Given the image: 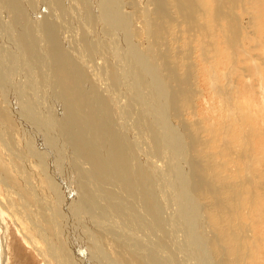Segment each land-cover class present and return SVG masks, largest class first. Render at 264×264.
I'll return each mask as SVG.
<instances>
[{
    "label": "rangeland",
    "instance_id": "374dc122",
    "mask_svg": "<svg viewBox=\"0 0 264 264\" xmlns=\"http://www.w3.org/2000/svg\"><path fill=\"white\" fill-rule=\"evenodd\" d=\"M28 1L0 0V64H5L0 67V83L5 80L7 85L2 84L6 89L0 90V109L7 111L11 117L0 118V264H44L45 261H49L48 264H139L138 260L146 264L151 258L153 264H264V25L262 29L259 17L256 16L260 1L215 0L214 11L208 14L203 3H198L201 0H195L194 6H187L185 0H163L168 12L163 16L156 14V0H119L120 8L113 6L117 0H109L107 3V0ZM112 6L117 13H114L116 11ZM179 6H187L190 11L182 14ZM33 7L51 21L48 26L41 19V24L48 28H43L37 39L32 35L37 36L35 26L38 24L32 19ZM18 12L20 15H17ZM127 13L131 14L128 16ZM110 14H114L113 19ZM188 14L195 20H186L185 17H190ZM202 19L206 28H202L205 27ZM190 20L191 23L188 22ZM216 20L218 29L215 32L218 33L207 24L215 23L216 29ZM45 31L53 33V38H57L60 43L64 69L69 73H58L60 64L52 58L56 49L53 50ZM204 31L214 35L211 37L213 40H204ZM20 33H29L27 37L30 39L25 40ZM128 36L131 42L129 45L124 40ZM142 52L152 63L154 73L159 74V78L164 81V91L158 90L151 75L135 60L134 55H143ZM18 54L19 57L16 56ZM120 57L139 67L146 79L141 81L143 85L138 83L136 70L132 66L131 71H117L116 64L123 60ZM10 58L14 59V63ZM86 58L91 59L87 61ZM140 60L144 65L143 57ZM107 69L109 77L97 73H104ZM31 74L35 75L32 76L33 80H30ZM33 77H39L38 81ZM8 78L14 82L12 86L7 83ZM102 78H105L104 82ZM112 82L119 88L120 98L110 95L109 99L106 88ZM62 83L70 84L62 86ZM12 88H16L21 97L14 98ZM22 99L30 105L33 103V111L45 122L42 124L44 132L28 124V118L17 116L12 104L24 110ZM73 101L80 113L95 123V129L100 128L101 134L106 133L109 142L117 141L119 146L125 142L128 144L126 151L131 153L141 168V173L137 171L139 175L135 176L134 172L135 181L144 190L148 188V182L151 183L157 177L161 166L166 167L171 175L168 181L162 178L174 190V198L166 200L168 231L161 232L162 235L151 245L141 240L140 236L133 238V232L128 230L125 223L113 222L104 217L102 219L92 209L91 203L97 201L95 198L105 205L112 198L108 195L109 188L108 192L105 189L107 182L106 185L101 184L96 177L99 176L97 169L89 164L87 158H83L88 155L87 150L82 154L83 149H89L87 143L95 149L98 147L92 144L95 132L90 128L84 130L76 124V113L72 111L71 104ZM164 101H167L168 107L165 106L162 111L159 105ZM105 110L110 111L109 115L113 117L111 126L114 133L104 126L107 121L103 119L107 115L104 114ZM49 130H52L50 133L53 139H50V135L43 138L42 135ZM38 134H41L43 142L39 141ZM114 145L117 147V144ZM48 146L57 150L55 154H59L58 160L54 161L52 155L48 154L49 149H52H48ZM35 152L41 153L39 155ZM41 154H46L47 158ZM65 158L69 161L68 165L64 163ZM67 167L69 171H66ZM67 172L70 175L68 178ZM203 179L209 187L203 189L201 185L202 189L196 188L198 182L205 183ZM117 180L112 183V189L119 185L121 179ZM195 184L196 187L193 186ZM182 212L187 217L183 218ZM115 216H118L117 212ZM175 218L181 219V225L177 221L174 223ZM68 224L73 229L70 237ZM190 229H193V233H188ZM93 234L99 244L92 242L93 238L96 241ZM74 238H81L82 246Z\"/></svg>",
    "mask_w": 264,
    "mask_h": 264
},
{
    "label": "bare ground",
    "instance_id": "6f19581e",
    "mask_svg": "<svg viewBox=\"0 0 264 264\" xmlns=\"http://www.w3.org/2000/svg\"><path fill=\"white\" fill-rule=\"evenodd\" d=\"M30 1V0H29ZM28 1V2H29ZM32 1V0H31ZM66 1V0H65ZM73 1H75V0H73ZM109 0H107V1H105L106 3L108 2ZM115 0H113V2H114ZM119 0H117V1H115V3L117 4H115L114 3V5L113 6H116L117 8L119 7V2H118ZM166 1V0H165ZM165 1L163 2V0H156V3L157 4H155L156 6H157V13L156 14H158V15H160V16H163V15H165V14H167L168 12L166 11V6H165ZM172 1V0H171ZM174 1V0H173ZM176 1V0H175ZM180 1V0H179ZM186 1V3L188 4L187 6H194V4H196V1L195 0H185ZM211 1H212V3H211ZM220 1H222V0H220ZM257 2H259V7H258V9L256 10V16L257 17H259V24H260V27H262V29H263V25H264V0H256ZM2 2H3V0H2ZM6 2V1H5ZM19 3H20V1H18ZM25 2V1H24ZM104 2V4H106ZM111 2V1H110ZM169 2V1H168ZM8 3V2H7ZM10 3V2H9ZM18 3V4H19ZM45 3V2H44ZM71 3V2H70ZM199 4L201 3H203V5H204V7H205V10H207V12H208V14H212L213 13V11H214V4H215V0H201V1H199L198 2ZM21 4H22V2H21ZM25 4V3H24ZM26 4H29V3H26ZM31 4H33L32 2H31ZM35 4V3H34ZM38 4V3H37ZM52 4V3H51ZM54 4H56V3H54ZM61 4V3H60ZM102 4H103V2H102ZM110 4V3H109ZM185 4V3H184ZM184 4H182V5H184ZM200 4V5H201ZM212 4V5H211ZM258 4V3H257ZM11 5V4H10ZM23 5V4H22ZM62 5V4H61ZM31 6V5H30ZM90 6H91V4H90ZM103 7H104V5H102ZM105 6H108V5H105ZM112 6V7H113ZM122 6H124V2L122 3ZM187 6H179V10L182 12V14L183 13H185L186 11H190V9L187 7ZM209 6V7H208ZM228 6H230V5H228ZM227 6V8H229ZM27 7H29L28 5H27ZM50 7V6H49ZM52 7V6H51ZM54 7V6H53ZM197 7V6H196ZM203 7V8H204ZM231 7V6H230ZM58 8V7H57ZM65 8V7H64ZM73 8V7H72ZM72 8H70V9H72ZM91 8V7H90ZM120 8V7H119ZM124 8V7H123ZM190 8H192V7H190ZM198 8V7H197ZM43 9H44V7H43ZM113 9L115 10L116 8H114L113 7ZM112 9V10H113ZM125 9V8H124ZM192 9H194V10H196L197 11V9H195V8H192ZM20 10V9H19ZM26 10H28V9H26ZM30 10V9H29ZM41 10V9H40ZM121 10V9H120ZM31 11H33V17H32V19H34L38 24L35 26L36 27V34H37V36L35 35V34H33L32 33V35L35 37V39H37V37L39 36V34L40 33H42L41 31H42V29L43 28H45V27H47V26H45V25H43V24H41V19L43 18V20L42 21H44L45 22V24L46 25H48V26H50L49 24H48V22H51V21H48L47 20V18L44 16V14H42V13H40L39 11H38V9L36 8V7H33L32 9H31ZM72 11H73V9H72ZM93 11V10H92ZM116 12H114V13H117V10H115ZM119 11V10H118ZM199 11V10H198ZM14 12V11H13ZM25 12V11H24ZM70 13H72L71 12V10L69 11ZM95 12V11H94ZM108 12V11H107ZM120 12V11H119ZM118 12V13H119ZM122 12H125V11H123V9H122ZM126 12H128V10H126ZM20 13H21V11H20ZM26 13V12H25ZM25 13H23V14H25ZM110 13V12H109ZM146 13V12H145ZM194 13V12H193ZM19 14V12L17 13V15ZM29 15V13H26V15ZM41 14H42V17L41 18H39V16H41ZM50 14V13H49ZM54 14V13H53ZM74 14V13H73ZM128 14V16L131 14V13H127ZM5 15V14H4ZM16 15V16H17ZM20 15V14H19ZM31 15V14H30ZM59 15V14H58ZM65 15H67V14H65ZM186 15V14H185ZM194 15V14H193ZM89 16V15H88ZM94 16V15H93ZM109 16V15H108ZM113 16H114V14H113ZM113 16H111V14H110V17H111V19H113L114 17ZM116 16H118V15H116ZM120 16H121V14H120ZM124 16V15H123ZM122 16V17H123ZM147 16V15H146ZM182 16V15H181ZM187 16V15H186ZM188 16H190V17H188V18H186L185 17V19L186 20H188V19H190L191 18V15L190 14H188ZM3 17V16H2ZM64 17H66V16H64ZM64 17H62V18H64ZM70 17V16H69ZM95 17V16H94ZM113 17V18H112ZM195 17V16H194ZM197 17V16H196ZM195 17V18H196ZM204 17H205V15H204ZM213 17V16H212ZM215 17V16H214ZM7 18V17H6ZM19 18H21V17H19ZM128 19H129V17H127ZM191 19H193V17L191 18ZM256 19H258V18H256ZM19 20H21V19H19ZM105 20V19H104ZM117 20H118V17H117ZM130 20H131V18H130ZM193 20H195V19H193ZM203 20V19H202ZM213 20V19H212ZM3 21H4V19H3ZM35 21H33V24H35ZM64 21V20H63ZM71 21V20H70ZM91 20H88V22H90ZM18 22V21H17ZM188 22H192L191 20L190 21H188ZM196 22V21H195ZM199 22V21H198ZM207 22H209V21H207ZM206 22V23H207ZM216 22H217V20H216ZM263 24H262V23ZM23 23V22H22ZM62 23V22H61ZM91 23V22H90ZM105 24H108V23H106V22H104ZM117 23H118V21H117ZM117 23H116V25H117ZM189 23V24H190ZM194 23V22H193ZM202 23H204V20H203V22ZM202 23H200V24H202ZM219 23H220V20H219ZM258 23V22H257ZM9 24V23H8ZM87 24V23H86ZM121 24V23H120ZM155 24V23H154ZM196 24V26H197V22L195 23ZM208 25H209V28H211L212 30H213V28H214V32H215V30H217L218 29V22L216 23L217 25H216V29H215V23H213L212 25H210V23H207ZM55 25V24H54ZM94 25V24H93ZM109 25V24H108ZM119 25V24H118ZM124 25V24H123ZM205 27H203L202 25V28H206V25H205V23L203 24ZM89 26V25H88ZM112 26V25H111ZM191 26H195V25H191ZM27 27V26H26ZM34 27V26H33ZM77 27V26H76ZM114 27H115V25H114ZM122 27V26H121ZM150 27V26H149ZM192 27V28H193ZM48 28V27H47ZM51 28V27H50ZM75 28V27H74ZM94 28V27H93ZM92 28V29H93ZM103 28V27H102ZM105 28V27H104ZM107 28V27H106ZM118 28H120V27H118ZM9 29H11L12 30V28H10L9 27ZM32 29V28H31ZM54 29V28H53ZM91 29V30H92ZM101 29V28H100ZM99 29V30H100ZM116 29V28H115ZM128 29V28H127ZM5 30V29H4ZM30 30V29H29ZM28 30V31H29ZM121 30V29H120ZM196 30H197V28H196ZM207 30V29H206ZM205 30V31H206ZM20 31V30H19ZM26 31H27V29H26ZM26 31H24L25 33H26ZM103 31V30H102ZM102 31H101V33H102ZM108 31V30H107ZM124 31V30H123ZM187 31H189V30H187ZM204 31V35H205V37L203 38L204 40H205V38H210L211 40H213L211 37L212 36H214V35H210L209 34V31H211V30H209L208 32H205ZM0 32H1V30H0ZM4 32V31H3ZM9 32H10V30H9ZM30 32H31V30H30ZM29 32V33H30ZM67 32V31H66ZM91 32V31H90ZM104 33H105V31H103ZM163 32V31H162ZM198 32H199V30H198ZM213 32V31H212ZM211 32V33H212ZM213 32V33H214ZM217 33H218V31H216ZM215 32V33H216ZM11 33V32H10ZM28 33V34H29ZM101 33H100V35H101ZM125 33V32H124ZM129 33V32H128ZM28 34H21L20 33V36H23V37H25V40L26 39H30V37H27V35ZM45 34H46V36L48 37V39H50L49 41H51V44H52V46L54 47V49L53 50H55L56 49V52H54V53H52V58H53V61H55L57 64H60V67H61V69L59 70V72L58 73H60L61 74V72H63V73H65V69H64V62H63V59H62V56H61V45H60V43L56 40V39H54L53 38V36H52V34H51V32H49V31H45ZM110 34V33H109ZM120 35H121V33H119ZM127 34V33H126ZM133 34V33H132ZM199 34V33H198ZM65 35V34H64ZM102 35H104V34H102ZM203 35V36H204ZM13 36V35H12ZM45 36V37H46ZM115 36V35H114ZM160 36V35H159ZM43 37V36H42ZM123 37V36H122ZM22 38V37H21ZM32 38V37H31ZM64 38V37H63ZM70 38V37H69ZM4 39V38H3ZM8 39V38H7ZM33 39V38H32ZM72 39V38H71ZM111 39V38H110ZM161 39V38H160ZM202 39V38H201ZM200 39V40H201ZM125 40V42L127 43V45H129V44H131V42H130V37L128 36L127 37V39H124ZM73 41V40H72ZM111 41V40H110ZM113 41H116V40H113ZM133 41H134V39H133ZM3 42V41H2ZM9 42V41H8ZM25 42V41H24ZM35 42V40H33V43ZM37 42V41H36ZM124 42V41H123ZM153 42V41H152ZM216 42V41H215ZM6 43V42H5ZM39 43V42H38ZM44 43V42H43ZM63 43V42H62ZM118 43V42H117ZM210 43V42H209ZM218 43V42H217ZM12 44V43H11ZM20 44V43H19ZM27 44H28V42H27ZM81 43H79L78 45H80ZM113 44H115V43H113ZM135 44V43H134ZM1 45V44H0ZM120 45V44H119ZM15 46V45H14ZM28 46V45H27ZM31 46V45H30ZM49 45H47V47H48ZM70 46V45H69ZM82 46V45H81ZM155 46V45H154ZM9 47V46H8ZM13 47V46H12ZM34 47V46H33ZM37 48L36 49H38V46H36ZM59 47V48H58ZM66 47V46H65ZM83 47V46H82ZM128 47V46H127ZM136 47V46H135ZM212 47V46H211ZM15 48V47H14ZM16 48H18V47H16ZM19 48H21V47H19ZM30 48V47H29ZM42 48V47H41ZM51 48V47H50ZM81 48V47H80ZM98 48V47H97ZM133 48V47H132ZM28 49V48H27ZM26 49V50H27ZM33 49H35V48H33ZM47 49V48H46ZM69 49V48H68ZM114 49V48H113ZM20 50V49H19ZM44 50V49H43ZM65 50V49H64ZM84 50V49H83ZM123 50V49H122ZM125 50V49H124ZM128 50V49H127ZM39 51V50H38ZM115 51V50H114ZM130 51H131V49H130ZM2 52V51H1ZM141 52V51H140ZM144 52V51H143ZM143 52H142V54H143ZM26 53V52H25ZM36 53V52H35ZM39 53V52H38ZM113 53V52H112ZM14 54V53H13ZM30 54V53H29ZM67 54V53H66ZM91 54V53H90ZM116 54V53H115ZM32 55V54H31ZM50 55V54H49ZM63 55V54H62ZM65 55V54H64ZM84 55V54H83ZM93 55V54H92ZM0 56H1V54H0ZM16 56H18L19 57V54L18 55H16ZM28 56V55H27ZM35 56V55H34ZM37 56V55H36ZM47 56V55H46ZM51 56V55H50ZM132 56V55H131ZM91 57V56H90ZM95 57H96V55H95ZM141 57H143V61H144V65H143V63H142V61L140 60L141 59ZM1 59H2V56L0 57ZM29 58V57H28ZM41 58V57H40ZM94 58V57H93ZM104 58H105V55H104ZM134 58H135V60L139 63L140 62V64H142V67H143V69L145 70V72H147L149 75H151V78H152V80H153V83H154V85L157 87V88H159L158 90H163L164 91V89L163 88H165V84H164V81L162 80V79H160L159 78V74L158 75H156L155 73H154V71H153V68H152V66H151V64L152 63H150V61H149V59L147 58V56H146V54L144 55H137V56H135L134 55ZM20 59V58H19ZM25 60H26V58H24ZM37 59V58H36ZM89 59V58H88ZM88 59L86 58V60L88 61ZM91 59V58H90ZM90 59H89V61H90ZM100 59H101V57H100ZM100 59H99V61H100ZM120 59H123L122 57H120ZM131 59V58H130ZM5 60H7V59H5ZM10 60H12L11 58H10ZM14 60V59H13ZM12 60V61H13ZM17 60V59H16ZM108 60V59H107ZM117 60V59H116ZM118 60H119V58H118ZM128 60V59H127ZM20 62H22V60H19ZM69 61V60H68ZM94 61V60H93ZM126 60L125 59H123L121 62H118V64H116L117 65V68H118V70L117 71H119L120 72V70L119 69H121V72H126V70L128 69V71H131V67L130 66H132L133 68H134V70H136V76H137V81H138V83H140L141 84V81L143 82V80L145 81L146 79H144V76H143V74H142V72L140 71V69H139V67H137L136 65H133L134 63H127V62H125ZM19 62V63H20ZM50 62V61H49ZM154 62V61H153ZM2 63V62H1ZM13 63H14V61H13ZM26 63V62H25ZM28 63V62H27ZM40 63H41V61H40ZM105 63V62H104ZM106 63H108V62H106ZM112 63V62H111ZM136 63V62H135ZM156 63V62H155ZM29 64V63H28ZM103 64V63H102ZM3 65V64H2ZM2 65L0 64V67H2ZM5 65V64H4ZM3 65V66H4ZM27 65V64H26ZM33 65V64H32ZM35 65V64H34ZM158 65V64H157ZM39 66H41V65H39ZM38 66V67H39ZM73 66V65H72ZM71 66V67H72ZM90 66V65H89ZM51 67V66H50ZM154 67H155V65H154ZM22 68V67H21ZM55 68V67H54ZM66 68V67H65ZM156 69H157V67H155ZM154 68V69H155ZM159 68V67H158ZM26 69V68H25ZM29 69V68H28ZM57 69V68H56ZM69 69V68H68ZM94 69V68H93ZM4 70V69H3ZM15 70V69H14ZM74 70V69H73ZM96 70H97V67H96ZM100 70V69H99ZM124 70V71H123ZM148 70V71H147ZM27 71V70H26ZM56 71H58V70H56ZM76 71V70H75ZM21 72V71H20ZM19 72V73H20ZM66 72H68L69 73V71L67 70ZM95 72H97V71H95L94 70V73ZM157 72H158V70H157ZM8 73V72H7ZM7 73H5V74H7ZM52 73V72H51ZM53 73H55V72H53ZM75 73V72H74ZM99 75H102V76H104V77H109L108 76V74H109V70L107 69V70H105L104 71V73H101V72H97ZM97 73H95V74H97ZM128 73V72H127ZM133 73V72H132ZM4 74V75H5ZM60 74H58L57 76H59ZM76 74V73H75ZM97 74V75H98ZM125 74V73H124ZM145 74V73H144ZM19 75V74H18ZM24 74H22V72H21V76H23ZM62 75V74H61ZM70 75V74H69ZM98 75V76H99ZM111 75V74H110ZM129 75V74H128ZM3 76V75H2ZM1 76V77H2ZM10 76V75H9ZM30 76V75H29ZM32 76H35V75H32L31 74V79L30 80H33L32 79ZM52 76H53V74H52ZM63 76H65L64 74H63ZM67 76H68V74H67ZM121 76V75H120ZM123 76V75H122ZM127 76V75H126ZM7 77V76H6ZM11 77V76H10ZM50 77V76H49ZM56 77V76H55ZM97 77V76H96ZM134 77V76H133ZM149 77V76H148ZM27 78V77H26ZM34 78V77H33ZM48 78V77H47ZM98 78V77H97ZM124 78V77H123ZM1 79V78H0ZM3 79V78H2ZM23 79H24V77H23ZM28 79V78H27ZM34 79H36V77L34 78ZM37 79H39V77L37 78ZM36 79V80H37ZM54 79V78H53ZM155 79H159V80H161V82H157V80L155 81ZM19 80V79H18ZM60 80V79H59ZM62 80V79H61ZM64 80V79H63ZM62 80V81H63ZM70 80V79H69ZM126 80H128V79H126ZM135 79H133V81H134ZM158 80V81H159ZM3 81V80H2ZM2 81H1V83H0V90H3V89H6V88H4L5 86H7L5 83H4V81H3V83H2ZM6 81H8L7 83H10V85L12 86V84L14 83V82H12L11 81V79L10 78H8V80L6 79ZM16 81H17V79H16ZM38 81V80H37ZM73 81V80H72ZM101 81H105V78H102L101 79ZM132 81V82H133ZM65 82V80L63 81V83ZM68 82V81H67ZM107 82V81H106ZM110 82V81H109ZM114 82V81H113ZM111 83V86H109L108 88H106V92H108L109 93V99H110V95H114V96H116V97H121L120 96V94H119V92H118V89H117V87H116V85H115V83ZM123 82V81H122ZM148 82V81H147ZM20 83H22L21 81H20ZM19 83V84H20ZM24 83V82H23ZM39 83V82H38ZM62 83V86L63 85H65V84H63ZM125 83V82H124ZM5 85V86H3V85ZM41 84H43L42 82H41ZM68 84H70V83H68ZM67 84V85H68ZM100 84V83H99ZM17 85V84H16ZM67 85H65V86H67ZM95 85V84H94ZM106 85V84H105ZM132 85V84H131ZM133 85H135V84H133ZM141 85H143V84H141ZM10 86V87H11ZM34 86V85H33ZM96 86V85H95ZM128 86V85H127ZM149 86H150V84H149ZM20 87V86H19ZM29 87V86H28ZM31 87V86H30ZM35 87V86H34ZM39 87V86H38ZM57 87V86H56ZM73 87V86H72ZM100 87H102V86H100ZM107 87V86H106ZM133 87V86H132ZM142 87V86H141ZM166 87H167V85H166ZM42 89H43V87H41ZM89 88V87H88ZM96 88V87H95ZM103 88V87H102ZM9 89V88H8ZM19 90H20V88H18ZM39 89V88H38ZM72 89V88H71ZM97 89V88H96ZM96 89H94V90H96ZM99 89V88H98ZM104 89V88H103ZM103 89H101L102 91H103ZM150 89V88H149ZM54 90V89H53ZM83 90H84V88H83ZM139 90H140V88H139ZM26 91H27V89H26ZM30 91V90H29ZM32 91V90H31ZM85 91V90H84ZM87 91V90H86ZM98 91V90H97ZM131 91V90H130ZM143 91V90H142ZM149 91V90H148ZM2 92V91H1ZM9 92V91H8ZM10 92H11V90H10ZM9 92V94H11ZM18 91H17V89L16 88H12V93L15 95V97L14 98H17V97H19L20 95H19V93H17ZM28 92V91H27ZM150 92H151V89H150ZM161 92V91H160ZM5 93H7L6 91H5ZM21 93H23L22 91H21ZM36 93V92H35ZM62 93V92H61ZM93 93V92H92ZM102 93V92H101ZM129 93V92H128ZM152 93V92H151ZM162 93V92H161ZM167 94H168V92H166ZM29 94V93H28ZM90 94V93H89ZM94 94V93H93ZM148 94V93H147ZM8 95V94H7ZM12 95V94H11ZM41 95V94H40ZM63 95V94H62ZM74 95V94H73ZM79 95V94H78ZM105 95V94H104ZM127 95V94H126ZM133 95V94H132ZM148 95H150V94H148ZM159 95V94H158ZM9 96V95H8ZM102 96V95H101ZM100 95H99V97H101ZM152 96H154V95H152ZM152 96L150 97V99L152 98ZM165 96H166V94H165ZM164 96V97H165ZM7 97V96H6ZM5 97V98H6ZM21 97V96H20ZM26 97H27V93H26ZM30 97V96H29ZM36 97V96H35ZM61 97V96H60ZM75 97V96H74ZM82 97V96H81ZM107 96L105 95V98H106ZM144 97H145V93H144ZM143 97V98H144ZM8 98V97H7ZM6 98V99H7ZM45 98V97H44ZM63 98V97H62ZM130 98V97H129ZM139 98V97H138ZM141 98H142V96H141ZM146 99H148L147 98V96L145 97ZM18 99V98H17ZM27 99H28V97H27ZM41 99V98H40ZM53 99V98H52ZM64 99H66V98H64ZM68 99V98H67ZM66 99V100H67ZM74 99V98H73ZM116 99V98H115ZM123 99V98H122ZM131 99V98H130ZM164 99V98H163ZM8 100V99H7ZM23 100V99H22ZM32 100H35V99H33L32 98ZM31 99H30V102L32 101ZM41 100H43V99H41ZM49 100V99H48ZM69 100V99H68ZM79 100V99H78ZM99 100H101L100 98H99ZM98 100V101H99ZM121 100V99H120ZM143 100H145V99H143ZM153 100H154V98H153ZM165 100H167V99H165ZM9 101V100H8ZM12 101H13V99H12ZM28 101H29V99H28ZM39 101V100H38ZM70 101V100H69ZM97 101V100H96ZM104 101V100H103ZM111 101H113L112 99H111ZM122 101V100H121ZM131 101H132V99H131ZM160 101V100H159ZM163 101V100H162ZM23 102H24V110L22 109V108H20V107H16V104H12V106L16 109V111L15 112H17V116L18 117H20V118H22L23 116L25 117V118H28L26 121L27 122H29L28 124H30L31 126H33L35 129H37V128H39V129H37L38 131H43V129H44V126L42 127V124L44 125V121H42L36 114H35V112L33 111V109H32V104L30 105L28 102H26V101H24L23 100ZM36 102V101H35ZM154 102H156V101H154ZM225 102V101H224ZM244 102V101H243ZM10 103V102H9ZM14 103V102H13ZM15 103H18V102H15ZM19 103H21V100H20V102ZM36 103H38V102H36ZM36 103H34V104H36ZM42 103V102H41ZM98 103V102H97ZM106 103V102H105ZM112 104H113V102H111ZM115 103V102H114ZM162 103V102H161ZM246 103V102H245ZM22 104V103H21ZM72 111L74 110V112L76 113V124L77 125H79L80 126V128H82V129H84V130H86V129H92L94 132H95V134L93 135L94 136V139H93V142H92V144H93V146H97L98 148L97 149H95V147H92V146H90L86 141V145L88 146V148L89 149H83L82 150V154L84 155V153H85V151L87 150V157H83L84 159H86L88 162H89V164H91L92 166H94L96 169H97V172L99 173V176L97 175L96 177H97V179H100V182H101V184L102 183H104V185H106V182H107V184H108V186L106 185V187H105V189H106V191L108 192V190H107V187L109 188V194L108 195H110L111 196V201H109V203H106V205L104 204H101V202L99 201V199H96L95 198V200H97L98 201V203H97V201H94V199H93V203H91V205H92V209L95 211V212H97L98 213V215L99 216H102V219H103V217L104 218H106L107 220H110V221H113V222H119V223H125L127 226H128V230H131L132 232H133V234H134V237L133 238H135V237H137V236H140L141 237V240H145L146 241V243H147V241L149 242V244L150 243H153V242H155L156 240H157V238L159 237V235L161 234V232L163 233L164 231H168L167 230V224H168V217H167V201L166 200H172L174 197H173V195H172V191H174V190H171V187H169L165 182H164V180H167L168 178H169V176H171V175H169L168 173L169 172H167V168L165 167H158L159 168V171H158V175H156L157 177L156 178H153L152 179V181H151V183H149L148 182V188L146 189V190H144V188L142 187V185L140 184H138V183H136V181H135V178H134V174L136 173V175L135 176H137V175H139L140 173H141V168H140V165H139V163L137 164L136 162H135V159H134V157L131 155V153H129V152H127L126 151V149H128V144H126V142L124 143V144H122L121 143V149H120V146H119V144H118V142L116 141H111V142H109L108 140H107V138H106V136H105V134H101V132H100V128L98 129H95L94 127H95V123L90 119V118H88L85 114H82V113H80V111L77 109L78 107H77V105H76V103L73 101L72 103ZM99 104V103H98ZM107 104V103H106ZM42 105V104H41ZM114 105V104H113ZM115 105H117V102H116V104ZM119 105H120V103H119ZM132 105V104H131ZM245 105V104H244ZM5 106V105H4ZM44 106V105H43ZM61 106H63V105H61ZM103 106V105H102ZM106 106V105H105ZM104 106V107H105ZM111 106V105H110ZM144 106V105H143ZM160 106V108L162 109V111H164L165 110V108L166 107H168L167 106V101H166V103H165V101L163 102V104H160L159 105ZM166 106V107H165ZM170 106V105H169ZM245 106H247V105H245ZM244 106V107H245ZM98 107V106H97ZM103 107V108H104ZM115 107V106H114ZM118 107V106H117ZM158 107V106H157ZM18 108H20V109H18ZM43 108V107H42ZM134 108V107H133ZM132 108V109H133ZM150 107H148V109H149ZM155 108V107H154ZM71 109V108H70ZM106 109V108H105ZM109 109V108H108ZM130 109V108H129ZM153 109V108H152ZM23 110V111H22ZM42 110V109H41ZM48 110V109H47ZM78 110V111H77ZM97 110H99V108H97ZM104 110V109H103ZM114 110V109H113ZM246 110V109H245ZM22 111V112H21ZM45 111V110H44ZM77 111V112H76ZM101 111V110H100ZM106 111V110H105ZM104 111V112H105ZM7 112V111H6ZM6 112H3L1 109H0V118L2 119V118H4V119H6V118H9V119H11V117H10V115L8 114V113H6ZM13 112V111H12ZM103 112V113H104ZM113 112H115V110L113 111ZM151 112V111H150ZM152 112H156V111H152ZM60 113V112H59ZM68 113V112H67ZM84 113V112H83ZM95 113V112H94ZM109 113H110V111H106L104 114L109 118H107L106 116H104L103 117V119H106L107 121H105V124L106 125H104V126H106V128H110L112 131H113V133H114V129H113V127L111 126V124H112V116H110L109 115ZM158 113H159V111H158ZM11 114H13V113H11ZM69 114V113H68ZM74 113H72V115H73ZM87 114V113H86ZM90 114V113H89ZM127 114H129V113H127ZM134 114V113H133ZM47 115V114H46ZM66 115V114H65ZM71 115V114H70ZM95 115V114H94ZM102 115V114H101ZM100 115V116H101ZM130 115V114H129ZM61 116V115H60ZM64 116V115H63ZM74 116V115H73ZM90 116V115H89ZM135 116V115H134ZM52 117V116H51ZM59 117V116H58ZM112 117V118H111ZM149 117V116H148ZM68 118V117H67ZM117 118V117H116ZM165 118V117H164ZM249 118V117H248ZM17 119V118H16ZM47 119V118H46ZM46 119H44V120H46ZM62 119V118H61ZM55 120V119H54ZM59 120H60V118H59ZM71 120H73V119H71ZM157 120V119H156ZM247 120V119H246ZM53 121V120H52ZM73 121V122H74ZM127 121H128V119H127ZM142 121V120H141ZM44 122V123H43ZM47 122V121H46ZM56 122V121H55ZM60 122V121H59ZM156 122V121H155ZM168 122V121H167ZM52 123H54V122H52ZM57 123V122H56ZM25 124H27L26 122H25ZM24 124V125H25ZM47 124V123H46ZM23 125V126H24ZM138 125V124H137ZM53 127V126H52ZM101 127V126H100ZM135 128V127H134ZM150 128V127H149ZM32 129V128H31ZM47 130H48V128H47ZM37 131V132H38ZM52 131V130H51ZM50 130L49 131H47V133L45 132V134H43L42 135V137L43 138H46V136H48V135H50L52 138H50V139H53V135H51L52 133H50L51 132ZM101 131H103V130H101ZM34 132H35V130H34ZM44 132V131H43ZM106 132V131H105ZM110 132V131H109ZM108 132V133H109ZM252 133H253V131H252ZM55 134H56V132H55ZM58 134V133H57ZM144 135V134H143ZM147 135V134H146ZM156 135V134H155ZM24 136V135H23ZM26 136V135H25ZM49 136V137H50ZM60 136V135H59ZM122 136H123V134H122ZM37 137H38V139H39V141H41V139H42V137H41V134H38L37 135ZM48 137V138H49ZM112 137H113V135H112ZM118 137H120V136H118ZM154 137V136H153ZM115 138V137H114ZM123 138V137H122ZM87 139V138H86ZM89 139V138H88ZM91 139V138H90ZM150 139V138H149ZM154 139V138H153ZM42 140H44V139H42ZM128 140V139H127ZM152 140V139H151ZM172 140V139H171ZM60 141V140H59ZM69 141V140H68ZM92 141V140H91ZM124 141H125V138H124ZM174 141V140H173ZM26 142V141H25ZM31 142V141H30ZM41 142H43V141H41ZM35 143V142H34ZM33 143V144H34ZM37 143V142H36ZM60 143V142H59ZM65 143V142H64ZM149 143H150V141H149ZM185 143V142H184ZM29 144H31V143H29ZM65 144H67V143H65ZM83 144V143H82ZM111 144H113V145H111ZM114 144H117V147L114 145ZM47 145V144H46ZM56 145L58 146V144H57V142H56ZM84 146V145H83ZM146 146V145H145ZM32 147V146H31ZM52 148L51 149V151H50V149L49 148ZM48 146L47 148L49 149V151H48V154L49 155H52L51 157H52V159L55 161V159H57L58 160V156H59V154L58 155H56L55 153L57 152V150L55 149V148H53L52 146ZM64 147H65V145H64ZM68 147V146H67ZM150 146H148V148H149ZM174 147V146H173ZM46 148V149H47ZM93 148V149H92ZM170 148V147H169ZM33 149V148H32ZM44 149V148H43ZM47 149V150H48ZM139 149V148H138ZM190 149V148H189ZM29 150V149H28ZM243 150V149H242ZM36 151V150H35ZM194 151V150H193ZM69 152V151H68ZM71 152V151H70ZM134 152V151H133ZM141 152V151H140ZM146 153H147V151H145ZM248 152V151H247ZM36 153V152H35ZM39 153H41V152H39ZM39 153H36V154H39ZM155 153V152H154ZM73 154V153H72ZM152 154V153H151ZM170 154V153H169ZM32 155V154H31ZM40 155V154H39ZM38 155V156H39ZM42 155V154H41ZM44 155V154H43ZM42 155V156H43ZM46 155V154H45ZM44 155V156H45ZM37 156V155H36ZM37 156V157H38ZM43 156V157H44ZM48 156V155H47ZM154 156H156V155H154ZM42 157V158H43ZM46 157V156H45ZM44 157V158H45ZM149 157V156H148ZM147 157V158H148ZM173 157V156H172ZM39 158V157H38ZM43 158V159H44ZM47 158V157H46ZM50 158V157H49ZM150 158V157H149ZM155 158V157H154ZM152 159V158H151ZM40 160V159H39ZM45 160H47V159H45ZM73 160V158L71 159V161ZM146 160H149V159H146ZM176 160V159H175ZM181 160V159H180ZM52 160H50V162H51ZM62 161V160H61ZM70 161V162H71ZM155 161V160H154ZM156 161H157V158H156ZM69 162V161H68ZM68 162H67V160H66V158L64 159V163H66L67 165H68ZM40 163H42V162H40ZM62 163V162H61ZM72 163V162H71ZM151 163V162H150ZM179 162H176V164H178ZM181 163V162H180ZM73 164V163H72ZM75 164H77V163H75ZM156 164V163H155ZM160 164V163H159ZM193 164H194V162H193ZM238 164V163H237ZM62 165V164H61ZM64 165L65 164H63V167H64ZM74 165V164H73ZM72 165V166H73ZM160 165H162V164H160ZM189 165V164H188ZM52 166H54V165H52ZM80 166V165H79ZM192 166V165H191ZM40 167V166H39ZM59 167V166H58ZM66 167V166H65ZM75 167V166H74ZM78 167V166H77ZM135 167V168H134ZM146 167V166H145ZM172 167H173V165H172ZM53 168H55V167H53ZM69 167H67V169H68ZM193 168V167H192ZM57 170V169H56ZM58 170H60V169H58ZM66 170V169H65ZM135 170V171H134ZM139 170V171H138ZM154 170V169H153ZM175 170V169H174ZM246 170V169H245ZM41 171H42V169H41ZM66 171H69V169L68 170H66ZM70 171H72V170H70ZM137 171L138 172H140L139 174H137ZM48 172V171H47ZM53 172H55V171H53ZM56 172H58V171H56ZM65 172V171H64ZM135 172V173H134ZM182 172V171H181ZM43 174L44 173H46V172H42ZM68 173V172H67ZM70 173H72V172H70ZM90 173V172H89ZM91 173H93L92 171H91ZM246 173V172H245ZM77 174V173H76ZM152 174H154V173H152ZM53 175V174H52ZM51 175V176H52ZM67 175V174H66ZM86 175V174H85ZM92 175H94V174H92ZM55 176H56V174H55ZM61 176V175H60ZM65 176V175H64ZM154 176V175H153ZM68 177H70V175H69V173H68V176H67V178ZM155 177V176H154ZM190 177V176H189ZM57 178V177H56ZM63 178V177H62ZM65 178V177H64ZM63 178V179H64ZM117 178H119V179H121V181H120V183H119V185H117L118 183L116 182V185H117V187H114L115 189H112V183H115V181L117 180ZM149 178V177H148ZM164 180H163V179ZM73 179V178H72ZM75 179V178H74ZM86 179V178H85ZM139 179V178H138ZM194 179V178H193ZM8 180V179H7ZM58 179H56V181H57ZM67 180V179H66ZM141 180V179H140ZM139 180V181H140ZM106 181V182H105ZM118 181V180H117ZM168 181V180H167ZM200 181H202V179H200ZM203 181L205 182V180L203 179ZM142 182V181H141ZM179 182H180V180H179ZM75 183V182H74ZM140 183V182H139ZM159 183H160V185H159ZM172 183V182H171ZM100 184V183H99ZM198 186L196 187V184L195 185H193V186H195L196 188H198V189H202V188H200L201 187V185H203V189H204V187L206 188V186H208L207 184H206V182L205 183H199L198 182V184H197ZM67 185H65V187H66ZM69 186H71L70 184H69ZM102 186V185H101ZM161 186V187H160ZM171 186V185H170ZM173 186V185H172ZM209 187V186H208ZM54 188V187H53ZM156 188H158V189H156ZM186 188V187H185ZM184 188V189H185ZM194 188V187H193ZM54 189H56V188H54ZM69 189V188H68ZM104 189V190H105ZM169 189V190H168ZM173 189V188H172ZM56 191V190H55ZM60 191V190H59ZM69 191V190H68ZM70 191H72V190H70ZM69 191V192H70ZM118 191H119V193H118ZM185 191H186V189H185ZM196 191V190H195ZM201 191V190H200ZM211 191H212V188H211ZM188 192V191H187ZM72 193V192H71ZM79 193V192H78ZM190 193V192H189ZM201 193V192H200ZM79 194H81V193H79ZM176 195V194H175ZM68 196V195H67ZM83 196V195H82ZM183 197V196H182ZM70 199H72V197L70 198ZM81 199V198H80ZM79 199V200H80ZM83 199V198H82ZM85 199V198H84ZM88 200V199H87ZM175 200V199H174ZM185 200V199H184ZM70 201V200H69ZM68 201V202H69ZM83 201V200H82ZM81 201V202H82ZM80 202V201H79ZM87 202V201H86ZM175 202V201H174ZM70 203V202H69ZM177 203V202H176ZM191 203V202H190ZM63 204V203H62ZM179 204H180V202H179ZM71 205V204H70ZM169 205V204H168ZM191 205V204H190ZM69 207V206H68ZM95 207H97L96 208V210L94 209ZM192 207V206H191ZM71 208V207H70ZM115 209H117V211L115 210ZM68 210V209H67ZM72 210V209H71ZM70 210V211H71ZM92 210V211H93ZM169 210V209H168ZM194 211V210H193ZM118 213V216L116 217L115 216V213ZM96 213V214H97ZM184 213L182 212L181 213V215H182V217L183 216H185V217H187L186 215H183ZM188 214H190V213H188ZM91 215V214H90ZM179 216V215H178ZM196 216H198L197 214H196ZM70 217H73L72 215H70ZM177 217V216H176ZM182 217H180L181 219H182ZM177 219V218H175V219H173L174 220V223H175V221H177L178 222V224L179 225H181V219ZM184 218V217H183ZM193 218V217H192ZM117 219V221H115ZM187 219V218H186ZM190 219V218H189ZM195 219V218H194ZM172 220V219H171ZM188 220V219H187ZM91 221V220H90ZM170 221V220H169ZM186 221V220H185ZM193 221V220H192ZM93 222V221H92ZM95 223V222H94ZM104 223V222H103ZM171 223V222H170ZM188 223V222H187ZM190 223H192L191 222V220H190ZM72 224H73V222H72ZM113 225V224H112ZM94 226H96V225H94ZM97 227V226H96ZM107 227V226H106ZM108 227H110V226H108ZM192 227V224H191V226L189 227V228H191ZM59 228V227H58ZM67 228H68V235H69V237L71 236V234H73V229L71 228V226H70V224H68L67 225ZM96 228L94 227V230H95ZM104 228H102V230H103ZM107 229V228H106ZM112 229H114V228H112ZM169 229V228H168ZM184 229V228H183ZM182 229V230H183ZM93 230V229H92ZM174 230H176V229H174ZM97 231V230H96ZM111 231V230H110ZM114 231V230H113ZM177 231H179V230H176V232ZM181 231V230H180ZM184 231V230H183ZM90 232V231H89ZM93 232V231H92ZM91 232V233H92ZM121 232V231H120ZM193 233V229H190V231L188 232V233ZM198 232V231H197ZM95 233V232H94ZM102 233V232H101ZM109 233V232H108ZM66 234V233H65ZM96 234V233H95ZM109 234H111V233H109ZM114 234V233H113ZM122 234V233H121ZM132 234V233H131ZM139 234V235H138ZM141 234V235H140ZM177 234V233H176ZM94 235V234H93ZM162 235V234H161ZM88 236V235H87ZM91 236H92V234H91ZM95 236V235H94ZM115 236H116V232H115ZM120 237V236H119ZM118 237V238H119ZM143 237V238H142ZM160 237H163L164 238V236H160ZM166 237V236H165ZM169 237H170V235H169ZM195 237V236H194ZM198 237H200L199 235H198ZM81 238H83V236H81ZM81 238H79V239H77V238H74L75 240H78L79 242H80V244L79 245H81L82 246V243H83V241H84V238H83V241H80V239ZM90 238V237H89ZM91 238H93V237H91ZM108 238V237H107ZM139 238V237H138ZM206 238V237H205ZM6 239V238H5ZM8 239V238H7ZM106 239V238H105ZM120 239V238H119ZM118 239V240H119ZM165 239H167V238H165ZM3 240V239H2ZM90 240H92V239H90ZM95 240H96V236H95ZM108 240V239H107ZM201 240V239H200ZM8 241V240H7ZM102 241V240H101ZM108 241H110V240H108ZM144 241V242H145ZM180 241V240H179ZM209 241V240H208ZM77 242V241H76ZM92 242H97L98 243V240H96V241H94V238H93V240H92ZM193 242V241H192ZM28 243V242H27ZM130 243V242H129ZM138 243V242H137ZM177 243V242H176ZM202 243V242H201ZM5 244V243H4ZM96 244V243H95ZM99 244V243H98ZM116 244V243H115ZM140 244V243H139ZM148 244V245H149ZM155 244H157V243H155ZM160 244H161V241H160ZM179 244V243H178ZM135 245V244H134ZM133 245V246H134ZM141 245V244H140ZM147 245V244H146ZM151 245V244H150ZM163 245V244H162ZM197 245V244H196ZM8 246V245H7ZM115 246V245H114ZM166 246V245H165ZM168 246V245H167ZM3 247H5V246H3ZM117 247H119V246H117ZM136 247V246H135ZM169 247V246H168ZM182 247V246H181ZM122 248V247H121ZM3 249V248H2ZM125 249V248H124ZM140 249V248H139ZM164 250H166L165 248H163ZM208 249V248H207ZM98 250H99V248H98ZM111 250H114V249H111ZM123 250V249H122ZM127 250H128V248H127ZM132 250V249H131ZM155 250V249H154ZM183 250V249H182ZM3 251H4V249H3ZM6 251V250H5ZM4 251V252H5ZM8 251V250H7ZM18 251H19V249H18ZM126 251V250H125ZM130 251V250H129ZM147 251V250H146ZM2 252V251H1ZM23 252V251H22ZM95 252H96V248H95ZM130 252H133V251H130ZM153 252V251H152ZM208 252V251H207ZM115 254V253H114ZM128 254H130V253H128ZM184 254V253H183ZM190 254V253H189ZM3 255H5V253L3 254ZM105 255V254H104ZM103 255V256H104ZM140 255V254H139ZM137 256V255H136ZM153 257V256H152ZM175 257V256H174ZM6 258V257H5ZM23 258V257H22ZM82 258V260H83V257H81ZM154 258H155V256H154ZM168 258V257H167ZM1 259V258H0ZM24 259V258H23ZM107 259V258H106ZM133 259V258H132ZM27 260V259H26ZM137 260V259H136ZM171 260V259H170ZM178 260V259H177ZM3 261H4V259H3ZM7 261H8V259H7ZM104 261H105V258H104ZM28 262H30L29 260H28ZM48 262L49 261H45L44 262V264H48ZM106 262V261H105ZM124 262V261H123ZM135 262V261H134ZM138 262H139V264H145V262H143V261H141V260H138ZM161 262V261H160ZM185 262V261H184ZM34 263V262H33ZM107 263V262H106ZM43 264V263H42ZM120 264V263H119ZM146 264H153L152 263V258L150 259V260H148V263H146ZM162 264V263H161Z\"/></svg>",
    "mask_w": 264,
    "mask_h": 264
}]
</instances>
